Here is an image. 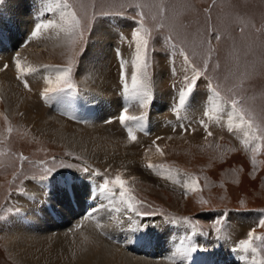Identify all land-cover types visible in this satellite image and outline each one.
Segmentation results:
<instances>
[{
  "label": "rangeland",
  "instance_id": "obj_1",
  "mask_svg": "<svg viewBox=\"0 0 264 264\" xmlns=\"http://www.w3.org/2000/svg\"><path fill=\"white\" fill-rule=\"evenodd\" d=\"M70 1L75 10L82 15L85 12L90 15L94 10L93 0ZM125 2L126 0H104L103 8L106 11H116ZM139 3L145 6L142 9L129 8L127 11L135 13L142 10L148 27L157 33L156 40L150 44L148 53L151 65L149 73L152 71L150 83L152 80L155 82L157 77H160L162 81L160 86H154L155 101L152 102V104L154 103L153 108L161 101L164 102L166 94L172 96L171 101L173 100V89L170 85L179 84L183 76L181 72L182 57L175 54L170 46L164 42L166 36H171L173 42L183 47L196 65L202 66L203 61L208 60V68L205 76L199 81L198 90L204 92L205 82L212 81L223 95L241 102L238 107L246 113V118H251L254 121V125L259 129L257 134L264 135V0H139ZM96 10H99V5H97ZM161 24L163 25L162 28L156 27ZM101 25L109 26L108 24ZM129 26H131L130 22L122 24L116 31L121 32L128 28V32H123L130 41L132 27ZM213 30L220 33L222 37L220 41L212 38ZM53 34L56 36L57 33L53 32ZM97 36L98 33L95 31L90 37L85 53L77 55L78 63L74 66L73 82L80 92H82V86L78 80V71L83 59L87 57L86 53L92 47L90 44H95V46L98 44ZM208 40L211 42V48L214 49L212 52L208 51L206 43ZM60 41L61 46L57 47L58 50L54 49L49 53V50L46 49L41 52L44 62L68 64L71 55L70 45L63 33ZM126 45L129 46L128 43ZM79 47L78 45L77 53H79ZM125 48L127 49L126 46ZM119 49H121L123 58L128 57L127 61H130V56L126 55L120 45ZM110 55H113L111 50ZM173 56L177 69L176 75L170 71ZM111 61V64L107 65L105 78H108L107 82L111 83L110 85L116 87L117 69L113 64L114 58ZM217 64L219 65L218 68L216 67ZM99 66L100 64H93L92 68L97 70ZM131 69L133 68H130V73L132 72ZM38 91L32 92L31 90L34 96L32 101L36 102V106H40L35 97ZM113 92L112 98L118 101L115 90ZM96 96L100 100L104 99L105 103L102 93L98 92ZM30 102L28 103V106L32 107L30 110L36 114L32 110H35V104ZM173 102L169 105L174 117L169 115L167 119L174 121L176 129L174 127L167 129L169 126L162 129L161 126L156 127L163 123L162 117H159L160 120L156 126L152 120L153 131L165 130L166 133H155L153 137L148 136L146 139L142 136L137 137L135 142L128 138L126 141L131 144L127 147L130 151L128 155L134 159H139L142 154H156L155 156L152 155L149 161L157 165L166 164L169 168L176 170L181 177L196 176L199 179L198 191H190L186 195H181L177 192L178 188L163 185L161 181L155 179L150 172L142 167V162L139 163L138 160V163L130 166L113 167L107 163L102 164L101 167L94 166V163L92 165L108 177L114 178L115 175L119 174L127 179L133 193L144 202L141 208L150 211L157 209L179 215L190 214L200 219L203 227L214 229L218 225L210 222L212 214L219 218L222 214L221 210H227L228 215L220 225L222 228L221 235L230 239H241L240 237L245 236L246 230H250L256 220L253 218L252 211L256 208H264V141L252 139L253 130L249 129L247 125L240 126V123L236 124L235 127L240 129L239 135L236 137L241 141V146L237 142L235 143L232 137L224 136L222 134L224 133L223 129H220L219 132L211 130L213 133L210 137L203 136L198 130L194 133L181 134L178 123L188 122V124L194 125L196 120L203 117V113L200 111L194 114L195 110H188L184 114L188 119L178 121L179 117L177 118V113L173 111ZM210 115L217 116L215 113H210ZM150 117L152 116L150 115ZM20 118L22 115L8 116L4 103L0 99V208L17 185L24 184L27 191L31 182L24 183L26 173L38 171L31 163L33 159L41 160L55 157L57 164L60 162L70 164L88 162L87 156L73 151L52 137L46 136L42 131L35 129L30 122H20ZM203 118L209 124H214L220 120L230 121L228 112L219 115V118L214 120ZM157 120L158 118L155 123ZM176 120L177 122H175ZM238 120L234 118L231 121L236 123ZM245 133H249V135L246 137ZM246 139L248 140L247 145L244 143ZM152 141H155V144ZM157 145L163 151V156L156 152ZM68 153L72 155L68 156ZM21 155L27 159L22 161ZM77 157L81 159L77 160ZM88 163L91 164V162ZM137 169H141L144 173L146 172V175H151L153 178H137L134 174ZM160 171L162 170L157 169L155 172L159 173ZM171 176L170 180L179 182L175 174H171ZM17 198L18 196L15 197V200ZM8 204L10 205V203L6 205ZM14 208H18V200ZM6 210L4 208L1 215L5 214ZM244 215H247L246 218ZM4 220L0 224V264H24L15 260L6 250L7 231L3 226ZM256 231L257 233H264V228L258 227ZM261 252L264 257V249H261Z\"/></svg>",
  "mask_w": 264,
  "mask_h": 264
},
{
  "label": "bare ground",
  "instance_id": "obj_2",
  "mask_svg": "<svg viewBox=\"0 0 264 264\" xmlns=\"http://www.w3.org/2000/svg\"><path fill=\"white\" fill-rule=\"evenodd\" d=\"M30 2L36 5L39 3V0H30ZM2 6L3 8H0V47L2 46L1 44H3V47L6 44L11 45V47L0 49V99L4 103L8 116L16 117L17 115H22L20 122H30L35 129L42 131L46 136L52 137L73 151L87 156L88 162L94 163V166L101 167L105 163L113 167L130 166L138 163L137 160L139 163L145 160L149 161L152 155H156L142 154L139 159L132 158L128 155L130 151L127 147L131 144H128V141H126L128 140L127 130L120 125L116 126L115 121L112 123L105 122L110 119L106 118V116L110 115L111 108L117 109V101H115V98H112L113 91L115 90L114 86L107 82L108 78H105L107 76V65L111 64L110 61L114 57L110 55V50L112 52V48L119 47L118 37L114 34L117 29L114 30L110 24L108 25L111 29L109 26H97L98 44L96 43V46L95 44H90L92 47L89 46L88 53H86L87 57L83 59V63L78 71L79 74L77 73L79 83L82 86V92L78 91L79 93H74L70 100L72 103L78 102L77 105L79 106L87 107L90 119L87 123H69V121L53 115L45 108L39 105V107L36 106V102L32 101L34 98L32 92L44 89L47 85L44 83L45 76L42 75V69L35 74L25 77L28 84L26 89L22 88L12 77L16 69L13 63L15 62L14 57L17 53H19V58L24 65H31L39 69L40 65L46 63L41 52L46 49L49 50V53L54 51V49L58 50L57 47L61 46L60 37L62 33L57 38V34L56 36L53 34V32L56 33L55 29L47 30L42 37L33 39L30 34L35 24L31 21L30 17L40 19L41 17L38 15L40 8H37V11L30 10L28 0H6ZM53 15L48 14L43 18L50 19ZM17 45L18 47L15 48ZM47 55L49 54L47 53ZM131 60L127 64V68L129 69L132 66ZM5 64L8 65L7 69L4 68ZM93 64H100L99 69L94 70L92 68ZM160 83H162L160 77H157L155 82L152 80V88L154 89L156 85L160 86ZM198 91L201 95L196 100L190 101L188 109L191 111L195 110L194 114L200 111L203 113L204 110L201 103L204 92L202 90ZM98 92L103 94L105 103L104 99L100 100L96 96ZM171 97L166 94L163 103L161 101L154 108L153 103L150 109L146 110L148 111V122L151 123H146L149 134H139V129H134L136 137L140 138L142 136L146 139L148 136L153 137L155 133H166L165 130H160V132L153 131L152 120L156 126L159 123V117L163 118H161L163 123H160L161 125L159 124L156 127L159 128L161 126L160 128L162 129L169 126L167 128L169 129L175 125L173 120L169 123L166 122L169 121L167 119L169 113H172L171 106L169 105L173 101H171ZM29 102L33 105L35 104L36 108L32 110L36 114L30 110L32 107L28 106ZM106 102L111 104H107ZM113 103L116 104L114 105ZM62 104L67 105L65 101ZM132 108L133 110L129 114L138 116L141 112L139 106L134 102ZM187 111L183 110L179 113L177 116V118L179 117L178 121H181V117H185L184 114ZM230 111V106L226 104L225 112L219 115ZM157 118V123H155ZM184 120L186 121V119ZM181 123L185 125L187 122ZM181 123H178L180 129ZM174 129L176 128L174 127ZM143 138H141L142 141ZM145 173L141 169L134 171L137 178L150 179L152 177ZM73 188L75 201L78 206L77 212H79L82 209L81 193L83 190L80 184L74 185ZM27 191L30 195H35V200H29L27 196L22 197L20 195L17 198L19 213L14 212L3 222V226L7 231L6 250L18 262L24 264H168L161 260L139 255L134 251L136 247H133V243L128 237L138 231H131V228L135 227L133 224H130L128 228L125 226L121 227L123 219L129 220V213L126 215L123 210L116 212L112 205H109L112 215L106 213L102 208L98 210L99 215L102 217V227L99 230L113 234L116 238L121 234L123 239H121L119 244H115L106 240L92 225L72 229L70 222L76 216V212L71 210L65 199L66 197L61 191L55 194V200L51 202L57 209L61 222H58L56 216L55 219H52L41 207H38L39 200L44 195V192L37 183H30ZM115 207H120V205L117 204ZM117 221L120 223H117ZM156 223L158 224L157 227L159 226L165 235H160V237L167 238V242L169 241L168 239L176 238L180 231L185 232L189 230L187 226L174 225V222L158 218L154 221V224ZM146 226L147 230H151L150 227H154L151 225ZM140 231H144V229L140 228ZM173 241L168 246L171 252L176 253L177 245L175 241L173 244ZM183 245H185L184 242ZM140 248L143 247L140 245ZM156 248L159 247L156 246ZM251 264H254V262L252 261Z\"/></svg>",
  "mask_w": 264,
  "mask_h": 264
},
{
  "label": "snow or ice",
  "instance_id": "obj_3",
  "mask_svg": "<svg viewBox=\"0 0 264 264\" xmlns=\"http://www.w3.org/2000/svg\"><path fill=\"white\" fill-rule=\"evenodd\" d=\"M104 0H93V12L89 15L85 12L83 15L78 13L73 3L70 0H39L40 10L38 15L41 17L39 22L35 23L34 29L31 31V38H39L41 34L47 30L55 29L57 35L63 33L66 37L68 44L70 45L71 55L69 56V62L67 65H42L41 68H36L31 65H24L19 58V53L14 57L16 71L18 73V78L24 80V77L35 74L41 69L51 70L49 75L44 77L45 83L48 87L43 89L41 93L45 102L51 103L52 101H57L64 96H71L78 91L77 85L73 82L74 66L78 63L77 55H83L87 49L90 37L96 31L97 26L101 24H110L112 28L118 29L122 24L131 23V40L129 41L127 37L123 35V32L116 31V36L120 39L121 43H128L130 47H133V57L131 60V65L133 71L131 72V78L129 83V78L127 74L126 65L128 61L123 59L119 47L113 49L116 53V57L119 63V79L121 81V98L124 101V106L121 108L118 117H114L105 121L106 123H112L113 119H118L120 125L127 130V135L130 141L135 142L137 137L135 135L134 129H139L144 131L145 134H149L146 128V123L148 119V111L154 100V91L151 86V76L149 69L151 67L149 62V46L153 44L156 40L157 33L148 27L147 20L145 18L144 12L141 10L139 12L130 13L127 11L129 8L142 9L145 5L139 3V0H126L125 3L120 5V9L116 11H106L103 8ZM99 5V10L97 9ZM163 11V9H161ZM207 11V10H205ZM45 13L55 14L53 18L44 19ZM157 28H162L163 25H157ZM212 38L216 41L222 39L220 33L213 30L211 33ZM165 44L169 45L171 50L175 54H179L182 57L181 72L183 73L182 79L179 84H172L170 87L173 89V111L179 115L181 110L187 111L190 107V101L196 100L201 93L198 91L200 85L199 81L205 76V72L208 68V60L203 61V65L199 66L193 63L189 54L185 51L183 47H180L177 43L173 42L171 36H166L164 38ZM208 45V51L212 52L214 49L211 48L210 40L206 41ZM79 47V53H77V46ZM155 51V48H153ZM8 65L5 64L4 68L7 69ZM218 68L219 65L217 64ZM170 71L173 75L177 74V69L175 67V58L173 56ZM25 87H28L27 81L24 82ZM218 86H214L212 81L205 82V88L203 93V117L208 120H214L219 118V114L225 112V105H229L231 111L228 112L229 120L234 118H239L240 126L247 125L249 129H254V121L251 118H246V113L238 107L241 103L235 98L222 100L220 92L217 90ZM136 103L141 109L140 114L130 115L128 109ZM87 104V102H85ZM210 113L217 114L216 117L210 115ZM200 118L195 122L203 127L206 131L207 136H212V132L208 131V124L204 118ZM72 118H75L74 116ZM187 119V117H181V120ZM191 123V121H189ZM181 130L184 132H195L194 128H185L184 124H180ZM229 131H232V125H229ZM258 128L254 129L251 133V137L254 140L264 141V135H258ZM11 132V129H9ZM249 133H245L247 137ZM157 139H160L157 137ZM155 144V141H153ZM244 143L247 145L248 140L246 139ZM156 152L161 156L164 155L161 148L157 145ZM71 156V153L67 154ZM20 159L26 160L27 157L21 155ZM77 157V160H80ZM43 166V175L39 177L33 176L31 179L37 181L38 185L45 190V196H47L50 188V180L57 174L60 169H69L77 173L82 181L86 182L89 187V198L95 203L96 200L107 201L109 205L113 206L114 211L121 212L122 210L127 215L128 213L140 215H153L151 212H140L139 206L144 202L139 200L134 194L133 190L128 186V180L123 178L121 175L117 174L114 178L103 177L102 174L89 166H81L80 164H70L60 162L56 163V158L53 157L51 160V166H48V162L40 161ZM255 163V160H253ZM149 170L156 171L160 169L158 174L163 176L167 175L170 179L171 174L176 171L169 168L166 164H154L149 161L146 164ZM102 179V183H97V178ZM69 189L71 185L67 186ZM183 187L191 191L199 190L198 179L195 176H187L183 183ZM11 192L9 194V199ZM25 196L29 200H35L34 194H29L25 192ZM120 205V207H115V205ZM105 205L101 203L98 207L93 208L91 212L87 213L89 217H92L100 208ZM19 213V209L15 210ZM260 213L259 219L256 221V227L251 228L246 235L245 239L238 241L235 247H232L230 251L237 254V259H246L244 256H240V253H258L261 249H264V233H257L256 228H264V209L258 210ZM228 215L227 210L215 220V225H221L224 218ZM5 218L0 215V221ZM132 217L129 216V221L131 222ZM182 219L184 222L190 224L191 221L188 217L178 218ZM117 223H120L117 221ZM147 227V226H144ZM141 225H136L131 228V231H140ZM215 240L216 244L211 247L219 246V241L227 240L229 237L221 235L222 228L215 227ZM205 237L208 236L207 232L201 233ZM197 251H210V247L197 245L195 243L188 244L186 246L182 245L177 248L176 254L180 256L183 264H187L189 260L192 259V253ZM254 264H264V257L257 259L253 256Z\"/></svg>",
  "mask_w": 264,
  "mask_h": 264
}]
</instances>
